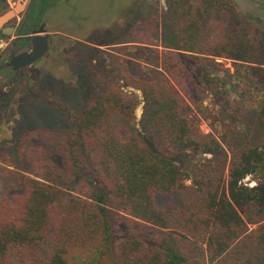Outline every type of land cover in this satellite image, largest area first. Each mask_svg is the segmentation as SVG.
Listing matches in <instances>:
<instances>
[{
    "label": "trees",
    "instance_id": "1",
    "mask_svg": "<svg viewBox=\"0 0 264 264\" xmlns=\"http://www.w3.org/2000/svg\"><path fill=\"white\" fill-rule=\"evenodd\" d=\"M179 10L176 5L170 13L173 22ZM232 23L233 29L239 27L233 10ZM181 31L179 51L160 55L164 72L153 70L150 81L128 73L130 88L142 93L138 123L139 96L104 77L117 68L104 63L89 73L88 103L72 123L67 154L84 185V198L73 196L68 209L89 232L101 235L102 245L88 264H208L205 245L215 264H264V180L259 176L264 139L233 143L244 108L232 101L236 90L228 84L230 74L211 58L240 62L264 92V34L258 41L237 42L231 36L207 50L199 19L189 20ZM4 65L0 61V69ZM14 91L13 86L0 89V110L11 104ZM207 100L212 107L204 104ZM192 108L210 122L212 133L192 126L187 117ZM258 126L264 128V105ZM42 166L38 179L22 177L20 195L0 200V264H69L67 248L52 236V225L62 217L54 199L61 170L52 161ZM249 177L256 185L245 181ZM181 195L187 198L178 201ZM47 248L43 261L36 253Z\"/></svg>",
    "mask_w": 264,
    "mask_h": 264
},
{
    "label": "rangeland",
    "instance_id": "2",
    "mask_svg": "<svg viewBox=\"0 0 264 264\" xmlns=\"http://www.w3.org/2000/svg\"><path fill=\"white\" fill-rule=\"evenodd\" d=\"M17 1L0 0V8H5L4 12ZM39 1L34 0L11 21L10 26L16 31L10 37L0 38L4 43L0 48V61L7 63L8 52L18 39L19 30L28 29L24 34L29 37L32 30L44 24L53 37L49 53L34 65L17 72L0 70V89L9 91L11 86L15 87L11 104L0 110V200H12L20 195L23 176L37 178L45 162H55L61 170V181L54 185V199L56 214L62 217L59 223L52 225V236L67 248L65 257L69 264H88L102 245L101 235L95 230L89 232L80 217L68 209L73 196L84 198V185L67 154L73 142L72 123L86 108L94 71L101 69L104 63L120 69L104 77L118 83L124 93L135 92L139 96L140 104L135 113L138 123L143 113V98L140 91L130 88L129 74L139 81H150L153 70L162 72L160 55L179 51L176 48L184 43L181 29L189 20L199 19L202 42L207 50L231 36L237 42L258 41L264 34V2L252 0L260 8L256 16L250 12L242 14L232 0H222L223 4L221 0H51L47 5L37 3ZM176 5L180 10L173 22L170 13ZM232 10L240 22L236 29L231 24ZM186 11L190 14L181 17ZM40 12L44 14L38 17ZM20 47L21 51L29 48ZM211 58L224 73L230 74L228 84L230 89L236 90L232 101L241 102L244 108L243 124L238 127L233 143L262 142L264 128L258 126L264 105L262 88L251 81L240 62L226 57ZM91 71L93 73L89 74ZM204 104L213 105L211 100ZM187 117L195 129L204 134L212 133L210 122L195 109L188 110ZM235 145L228 147L230 154ZM75 150L77 148L73 152ZM259 176L264 180V170ZM245 181L256 185L251 177ZM186 198L181 195L178 201ZM90 228L94 229L92 225ZM256 229L257 226L251 228L255 233ZM204 248L207 263L215 264L214 254L211 255L206 245ZM49 251L47 248L46 252L36 255L44 261Z\"/></svg>",
    "mask_w": 264,
    "mask_h": 264
},
{
    "label": "water",
    "instance_id": "3",
    "mask_svg": "<svg viewBox=\"0 0 264 264\" xmlns=\"http://www.w3.org/2000/svg\"><path fill=\"white\" fill-rule=\"evenodd\" d=\"M232 1L236 4L242 14H246L248 12L253 13L256 16L260 14V8L252 0ZM29 2L30 0H18L13 8H9L0 14V33L6 36H11L14 33L15 28L9 24L27 9ZM23 34L24 31L20 30L19 35L22 36ZM52 43V36L47 32L45 25H41L37 30L32 31L31 49L29 51L13 55L5 64V68L17 72L35 64L49 53ZM3 46L4 43L0 42V48Z\"/></svg>",
    "mask_w": 264,
    "mask_h": 264
},
{
    "label": "flooded vegetation",
    "instance_id": "4",
    "mask_svg": "<svg viewBox=\"0 0 264 264\" xmlns=\"http://www.w3.org/2000/svg\"><path fill=\"white\" fill-rule=\"evenodd\" d=\"M32 2H31V0H30V2H29V4H31ZM29 4H28V6H29ZM10 25V24H9ZM43 25V24H42ZM40 27V26H39ZM15 31H16V29H15ZM14 31V32H15ZM20 31V30H19ZM24 31V30H23ZM33 31V30H32ZM24 33H25V31H24ZM0 34H2V33H0ZM32 34V33H31ZM3 35V38L4 37H8V36H6V35H4V34H2ZM51 35V34H50ZM32 36V35H31ZM31 36H29V37H25V34H23L22 36H20L19 35V32H18V36H17V38L18 39H21V38H23V44L25 45V46H27V47H29L28 49H27V51H29L30 49H31ZM10 37V36H9ZM52 39H53V37H52ZM14 43V42H13ZM24 45H22V46H24ZM21 47L20 46H17V45H15V44H13V46H12V48H11V55H10V58L13 56V55H17V54H19V53H22V52H24V51H21ZM26 51V50H25ZM44 58V57H43ZM10 60V59H9ZM41 60V59H40ZM38 62V61H37ZM6 64V63H5ZM34 65V64H33ZM30 67V66H29ZM26 68H28V67H26ZM26 68H23V69H21V70H24V69H26ZM2 69H7V68H5V65L3 66V68ZM1 70V69H0ZM20 71V70H19Z\"/></svg>",
    "mask_w": 264,
    "mask_h": 264
}]
</instances>
